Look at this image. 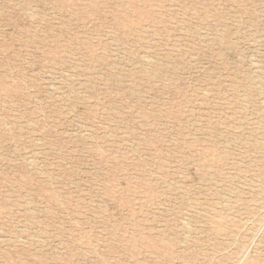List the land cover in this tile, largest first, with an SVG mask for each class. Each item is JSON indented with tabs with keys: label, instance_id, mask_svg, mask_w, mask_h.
Returning a JSON list of instances; mask_svg holds the SVG:
<instances>
[{
	"label": "rangeland",
	"instance_id": "1",
	"mask_svg": "<svg viewBox=\"0 0 264 264\" xmlns=\"http://www.w3.org/2000/svg\"><path fill=\"white\" fill-rule=\"evenodd\" d=\"M0 264H264V0H0Z\"/></svg>",
	"mask_w": 264,
	"mask_h": 264
}]
</instances>
